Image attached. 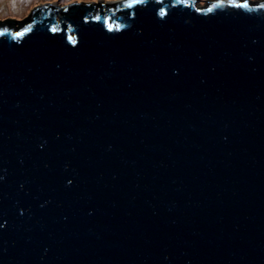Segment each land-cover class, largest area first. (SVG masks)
<instances>
[{"label": "water", "instance_id": "1", "mask_svg": "<svg viewBox=\"0 0 264 264\" xmlns=\"http://www.w3.org/2000/svg\"><path fill=\"white\" fill-rule=\"evenodd\" d=\"M2 26L0 264H264V3L39 2Z\"/></svg>", "mask_w": 264, "mask_h": 264}, {"label": "rangeland", "instance_id": "2", "mask_svg": "<svg viewBox=\"0 0 264 264\" xmlns=\"http://www.w3.org/2000/svg\"><path fill=\"white\" fill-rule=\"evenodd\" d=\"M82 2L98 0H0V13L26 12L32 9L39 2ZM194 6L204 4L207 0H192ZM261 1V0H256Z\"/></svg>", "mask_w": 264, "mask_h": 264}, {"label": "trees", "instance_id": "3", "mask_svg": "<svg viewBox=\"0 0 264 264\" xmlns=\"http://www.w3.org/2000/svg\"><path fill=\"white\" fill-rule=\"evenodd\" d=\"M93 9H95L94 11H96V13L97 12H99L98 10H97V8L96 7H94ZM106 18H108V17H106ZM108 20H109V18H108ZM18 21V20H17ZM20 21H22V20H20ZM13 27H16L17 25H12ZM3 28H5L4 26H2ZM23 27V26H22ZM25 29H26V27H24L23 28V30L25 31Z\"/></svg>", "mask_w": 264, "mask_h": 264}, {"label": "clouds", "instance_id": "4", "mask_svg": "<svg viewBox=\"0 0 264 264\" xmlns=\"http://www.w3.org/2000/svg\"><path fill=\"white\" fill-rule=\"evenodd\" d=\"M191 1H192V0H191ZM74 2H75V1H74ZM76 2H77V1H76ZM192 2H193V1H192ZM206 2H207V1H206ZM206 2H205V3H206ZM259 2H260V3H264V0H261V1H259Z\"/></svg>", "mask_w": 264, "mask_h": 264}, {"label": "snow or ice", "instance_id": "5", "mask_svg": "<svg viewBox=\"0 0 264 264\" xmlns=\"http://www.w3.org/2000/svg\"><path fill=\"white\" fill-rule=\"evenodd\" d=\"M163 15V13H161Z\"/></svg>", "mask_w": 264, "mask_h": 264}]
</instances>
